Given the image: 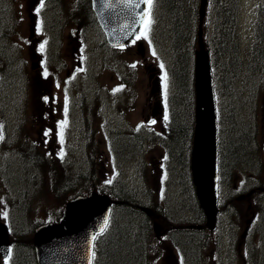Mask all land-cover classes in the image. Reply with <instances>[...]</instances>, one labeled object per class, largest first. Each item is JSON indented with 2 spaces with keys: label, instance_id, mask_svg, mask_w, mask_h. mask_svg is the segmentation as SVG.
<instances>
[{
  "label": "rangeland",
  "instance_id": "rangeland-1",
  "mask_svg": "<svg viewBox=\"0 0 264 264\" xmlns=\"http://www.w3.org/2000/svg\"><path fill=\"white\" fill-rule=\"evenodd\" d=\"M159 4L161 5L157 9V24L155 23V25L150 26V30L152 29L153 31L150 33V35L148 34L146 38L142 34L139 37L140 40L145 42V57H140L136 44L115 52H111V55L108 52H104L102 46H100L99 50L96 51L95 47H93V45L97 43L94 36L95 32H93V34L91 35V42L89 43V45H91L87 48L89 52H93L94 54L92 53V56L85 64L86 68L84 67V59L86 55L82 56L79 52V48L75 49L74 64L76 65V69L75 71H73V75L77 77V87L78 89H80L84 86L90 93L89 96L93 95V98L97 97L96 93L93 94V91L99 89V106L102 109L105 106L104 112L105 115L109 117L110 125L117 135V142H122L124 140H127L129 142V136H132L131 134H135V130L140 129L141 127H143L142 129L145 130L146 128L151 129L153 127L146 121L145 114V109L147 111L150 110L147 101L148 92L150 88L152 89V82L149 77L150 73H148V68L150 66L157 68L161 74L162 93L165 94V73L167 74V94L169 91L172 93L176 89L177 84H173L170 74H168V66L170 67V69L172 68V66L173 68H175L174 53L171 45V38L169 36V18L171 15L166 13V6H163L161 2ZM196 5L197 12L199 14L200 0L197 1ZM219 5L220 0L208 1V4L206 5L204 10L203 24L201 27L203 41L205 42L206 47L211 51H213L216 47V21H218L217 19L219 18ZM48 15L50 19L51 17L49 11L47 12L46 16ZM0 17L2 19L0 21V32H3L6 28L9 30V34L2 40V44L5 47H8V49L5 51V55H7V59L9 60L10 68H4L6 75L8 71L9 73L5 77V81L7 82L5 84L6 87H4V91L2 92V90H0V113L9 120V138L13 139L14 142V138L16 137L18 131L17 125L20 127L25 126L27 132L31 133L30 137L34 140H38L39 143L42 142L43 145L46 141H48L45 140L43 136H45L46 138L50 136L53 137L54 141L51 144V149L48 148L50 151H48L46 154L54 150L56 151L58 144L56 136L45 135V131L47 130L44 129L45 122L43 120H41L40 123H34V119H39L41 113V111L36 107V102L38 100L39 94L36 93L37 88L34 89L35 85L32 83L33 79L37 76L36 72H33L30 75L29 79L31 80V90L29 92L27 89L26 97L24 94H21L18 97L16 96L23 87L24 75L28 71V68L25 67V49L29 38L28 33L30 20L29 9L27 8L26 0H0ZM9 18L12 19H10L8 22ZM47 21L49 22V26L53 25L51 20ZM198 21L199 16L196 24L197 29L194 35L195 39L191 48L193 52L199 48ZM258 22L264 24V0H240L238 36L240 40V56L241 60L243 61V67L240 66V70H237L238 75L232 76L233 79L231 78V82H228L229 80H225L228 82L225 84V87L222 86L221 83V89H219L218 85L219 107L221 108L222 112L221 119L223 122L222 130H224V138L228 133V131L226 133L227 128L231 125V123L228 122V115L230 116L231 114L227 112L229 111L227 108L231 102H233V106L235 107V116L237 118L236 121L239 120L243 124H252L253 127L251 130L254 132L257 129L260 130L264 126V54L261 56L260 53H255V49L252 48L254 37L258 33H261ZM66 26L67 27L63 32L66 34L64 39H62V37L60 36L53 35V48L60 50V54L65 53L64 51H66L68 54L71 53L68 48L70 40L67 32L72 28V25L68 21L66 23ZM219 27L221 29V23L219 24ZM37 33H44V31L38 28ZM49 45L51 46V44ZM153 50L155 51V55H153ZM53 52L54 51L52 49L51 53ZM232 57H234V54L232 55ZM78 59H81L82 61L81 66L78 65ZM230 59L227 61L223 60L222 65H227L226 62H229ZM236 61H239L240 65L238 53ZM161 64H163V68L160 67ZM0 65L2 66L6 64ZM133 65H135V67H133ZM64 68V73H66L67 67L64 66ZM119 70L121 72H119ZM123 71L126 72L125 80L128 89L124 94H121V92H118L117 85L123 80ZM17 72H19L18 75ZM104 83L109 84L110 89H115L114 93H111L112 95L104 94L102 96L101 92L103 90ZM52 86L53 89L50 91L51 93H53L52 98H50V94H48L47 100H49L48 104H50V101L52 102L53 109L51 112V116L54 118L56 126H58L57 121L61 117L62 111L60 110V106L63 104V101L59 100V94H57L58 99L55 98V95L58 91V85L52 84ZM178 87L179 86L177 85V88ZM226 89L229 90L230 93L226 94ZM15 100L16 102L18 101V103H15ZM89 103H92V100ZM179 104L176 105L178 109H180V106H178ZM47 111L49 113L50 109L47 108ZM91 113L93 114V116H98L100 111L96 112L93 108L91 110ZM102 116L103 113L101 112L98 116V120H101ZM98 120L94 123V129L97 133V136L95 138L97 143V152H94V148L89 149V151L87 148L83 150V147L81 152H70L69 157L71 159L79 156V159L76 160L72 168H74L75 170H77V168L84 169V167L88 165V159L90 158L94 160L92 163L95 168L96 174L102 176L105 179L107 178V176L108 178L112 177L115 172L121 170V173L123 174L121 176L127 180V185L130 191L136 189L138 190L140 185H143L144 187V183L146 181L145 179H149L151 183L154 184L157 180V177H159L163 173V170L160 167L162 165L160 154V151H162V149L158 147L149 148L148 143L140 145L143 149H145V157L147 160L146 168L144 169H142L145 164L142 159L144 153L140 151L139 147H136L135 143L137 142H129L130 144L128 143V145H125V152H123L121 156L115 159L116 156L113 154H109L108 148L106 150V153L99 150L98 145L100 144L101 147H103L105 134H103L101 128L98 126ZM48 124H50V122H48ZM15 125L17 129L16 131H13V127ZM154 128L157 131L160 130V126H155ZM139 131L144 132V130L141 129ZM52 132H55V128L53 131H50V133ZM85 139H87L85 135H78L77 137H68L66 140L62 139L61 143L67 144L69 145V147H71V145H73L74 143L80 144L81 141L84 144ZM11 144L1 145L0 143V218L4 220H6L4 213L6 212L8 203L16 201L15 198L17 197L12 195L13 191L11 192V190H14V193L18 194L20 197L21 191H23L25 188L32 190L34 186H37V183L32 179V174L36 172V168H33L31 166L25 168L22 159L19 157L15 149L16 147L10 146ZM129 146H132L133 148L131 151L127 150ZM52 153L55 154V152ZM137 159L138 162L136 163ZM155 160L156 162H154ZM86 162L87 165L85 164ZM49 167L50 166L48 164H45L44 166L46 176L41 185L42 195L34 200V205H30V212L36 208V211L31 215V219L35 218V220H41L50 218V215L59 210L57 208H60L63 204V200H65L64 198L61 203L60 200H57L62 198H59L56 195V187L52 188L48 180ZM60 171L63 170L60 169ZM143 172H145L146 175H144ZM179 175L180 170L177 168V181L179 186H183V184L181 185L182 177ZM33 177H35V175H33ZM66 180L67 179L64 178L61 181V184ZM173 182L174 185H171V189L169 190V202L174 207H180L182 206V204L180 203V201L174 198L175 193H173L175 189H178L176 185V177L174 178ZM10 183L13 184L10 185ZM58 187L62 186L59 185ZM142 197L146 198L144 193L140 192L138 198L142 200ZM7 198L12 199L13 201H5ZM261 203H263V200H261ZM21 204L24 206L26 205V202H22ZM243 205L245 207L248 206L246 202H243ZM185 206H187V203L185 204ZM243 212L245 213L244 210ZM244 213H242L243 215L240 219L238 217L236 218V230L233 234V239H235L234 242L239 243L240 250L244 246V243L256 246L259 239L257 235L254 238L253 235H251L249 242H245V240L241 242V234L243 233V230L245 228L246 220L248 218H251L252 216L251 213ZM167 214L169 218L172 219L168 211ZM174 214V216L178 219L177 221L179 226L186 228V223H183L181 219L184 216L190 214L184 215L183 212V216L180 212L176 211L174 212ZM26 215L27 214L24 212H16L12 215L13 218H17L14 221L15 224L17 222L19 223L18 217L22 216L23 218H25L23 222L24 224H18V227L21 226L22 230L25 229V224H27L28 219ZM167 222L170 224L169 220H167ZM222 225H224V229H227L229 227L228 229L230 232L231 224L230 222L225 220V218L222 219ZM126 235L127 234L125 233V236ZM183 235L187 238L190 233H183ZM215 237L216 235H213L212 232L208 236L210 246H212V244H216ZM229 240L231 241L232 238H230ZM215 252L216 249L214 248L210 253V257H214ZM212 262L216 264V260L212 259L210 264H213ZM2 263L5 264L3 261ZM156 264H167V262L165 260H159Z\"/></svg>",
  "mask_w": 264,
  "mask_h": 264
},
{
  "label": "trees",
  "instance_id": "trees-1",
  "mask_svg": "<svg viewBox=\"0 0 264 264\" xmlns=\"http://www.w3.org/2000/svg\"><path fill=\"white\" fill-rule=\"evenodd\" d=\"M197 1L163 0L167 10L166 13L171 15L169 18V31L172 36L175 58L174 77L176 78L175 83L179 86V91L176 94L183 96L181 102L183 111L175 116L169 144L172 154L182 159L183 166L191 146L194 126V96L190 81L192 78L191 64L193 58L191 48L195 39L194 35L198 19ZM235 1L237 0H228L218 6L219 18L216 21L217 37L214 49V73L218 74L220 82L225 84L232 81V76L238 75L237 70H240L241 66V63L239 65V61H236L238 43L235 40L233 26L230 22L234 14L233 5H235ZM220 23L221 29L219 27ZM233 54L234 57H232ZM229 59L230 61L226 62L227 65H222L223 60L227 61ZM225 93H230V91L226 89ZM227 109L229 110L227 112L231 114L230 116L228 115V122L231 125L226 130V133L227 131L228 133L224 141L221 140L220 172L225 185L230 186L234 174L244 172L242 166H249L255 162L258 166H264V162L261 160L259 153L255 152L256 147L254 145L255 142H253L252 126L243 124L239 120L236 121L235 107L232 103ZM89 176L88 172L79 173L73 180H67L61 184V192L65 194L68 188L74 190L75 194H79L83 190L82 188L89 189L91 186H98L99 184H94L91 179H86ZM184 177L188 179L187 174H184ZM99 188L103 189L104 187L100 186ZM111 189L119 192L118 195L126 200L127 204L115 207L114 214L117 212L118 216L115 217L108 233L106 232L100 236L101 247L96 252L97 260L95 264H148V242L152 239V227L149 219L134 205V203H140L139 194L136 191L126 189L119 182L113 183ZM189 202V207L195 215L193 219L201 222L200 219L203 216V212L199 209L194 195L191 196ZM257 208L258 211L260 210L259 224L258 221L256 223V230L260 235L259 244L246 248L242 252L243 256L239 255L241 264L243 262L245 264H264V206ZM125 233L127 234L126 236ZM189 233L190 235L187 237L191 242L189 243L190 247H192L191 253L198 258L200 253L202 255V249L207 248V244L206 246L203 245L206 239L200 236L197 230H192ZM32 235L33 226L27 231L15 232V252L21 255L22 264H35Z\"/></svg>",
  "mask_w": 264,
  "mask_h": 264
},
{
  "label": "water",
  "instance_id": "water-1",
  "mask_svg": "<svg viewBox=\"0 0 264 264\" xmlns=\"http://www.w3.org/2000/svg\"><path fill=\"white\" fill-rule=\"evenodd\" d=\"M207 0H202V22ZM94 8L112 44L128 42L147 13L146 0H94ZM199 34L195 53L196 125L192 149V170L197 196L207 217V226L216 227L218 201L217 120L210 54ZM112 200L92 192L68 201L58 222L39 226L34 245L39 264H92L93 236L109 219ZM105 228V227H104ZM8 228L0 223V252L7 256Z\"/></svg>",
  "mask_w": 264,
  "mask_h": 264
},
{
  "label": "flooded vegetation",
  "instance_id": "flooded-vegetation-1",
  "mask_svg": "<svg viewBox=\"0 0 264 264\" xmlns=\"http://www.w3.org/2000/svg\"><path fill=\"white\" fill-rule=\"evenodd\" d=\"M63 1V0H62ZM84 6L82 9V17H77V18H65V17H60V16H55L49 19V17L45 18L44 20H84V23L88 24L90 23V21H92V23L95 21L97 23V19L96 16L92 10L91 7V0H84ZM56 14H63V11L59 12L56 11ZM71 36H73V33H71ZM150 76H153V71L150 73ZM155 99V100H154ZM148 101V106L150 107V110H146L145 112L149 113V118L151 116H154L156 120H159V116L161 114L164 113L163 111V107H161V104L159 103L157 97L153 96V95H149V97L147 98ZM172 227H166L165 229H163V234H167V232L170 231Z\"/></svg>",
  "mask_w": 264,
  "mask_h": 264
},
{
  "label": "snow or ice",
  "instance_id": "snow-or-ice-1",
  "mask_svg": "<svg viewBox=\"0 0 264 264\" xmlns=\"http://www.w3.org/2000/svg\"><path fill=\"white\" fill-rule=\"evenodd\" d=\"M146 3L149 6H151L152 0H146ZM43 6H44L43 5V0H41L40 6L38 8H36L37 13H39L40 9L43 8ZM141 20L144 21V31H143L142 35L146 38L148 36V32L150 30V26H151V23H152V20L150 19V14H148L147 18L145 16H142ZM137 38L139 39V37H137ZM43 50H44V44H41L40 45V51H43ZM153 55H155V51L154 50H153ZM133 67H135V65H133ZM160 67L163 68V64H161ZM45 75H47L46 71H45ZM166 81H167V74L165 73V99L167 98V83H166ZM45 99H47V98H45ZM65 112H67V107H65ZM167 118H168L167 115H165L164 119L167 120ZM64 123H66V122H62L61 123V127H63ZM152 123H155V121H152ZM45 135H47V133H45ZM61 142H62V137H61ZM61 155H63V154L61 153ZM108 182L110 183L111 181H108ZM4 216L5 217L7 216L6 212L4 213ZM107 223H108V221L105 220L104 221V227L107 226ZM104 227H102L100 229L101 232L104 231ZM92 238L95 239V236H93Z\"/></svg>",
  "mask_w": 264,
  "mask_h": 264
}]
</instances>
